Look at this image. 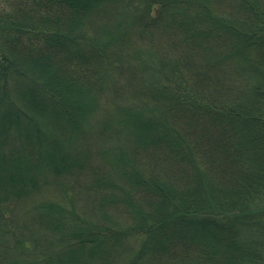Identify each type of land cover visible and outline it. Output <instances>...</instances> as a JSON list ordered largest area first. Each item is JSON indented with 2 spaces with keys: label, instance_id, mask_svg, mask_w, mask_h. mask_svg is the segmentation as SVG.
I'll return each mask as SVG.
<instances>
[{
  "label": "trees",
  "instance_id": "1",
  "mask_svg": "<svg viewBox=\"0 0 264 264\" xmlns=\"http://www.w3.org/2000/svg\"><path fill=\"white\" fill-rule=\"evenodd\" d=\"M0 264H264V0H0Z\"/></svg>",
  "mask_w": 264,
  "mask_h": 264
}]
</instances>
